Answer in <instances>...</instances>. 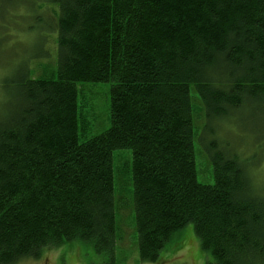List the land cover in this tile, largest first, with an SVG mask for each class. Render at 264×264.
Returning <instances> with one entry per match:
<instances>
[{
  "label": "trees",
  "instance_id": "16d2710c",
  "mask_svg": "<svg viewBox=\"0 0 264 264\" xmlns=\"http://www.w3.org/2000/svg\"><path fill=\"white\" fill-rule=\"evenodd\" d=\"M45 1L56 10L54 66L34 77L23 64L0 114V264L73 243L113 259L117 150L133 154L143 263L161 264L193 225L214 264H264V193L241 151L216 142L206 149L214 183L198 180L192 97L203 132L264 106V0ZM21 3L0 5V17ZM88 82L113 84L112 118L82 139L78 85Z\"/></svg>",
  "mask_w": 264,
  "mask_h": 264
},
{
  "label": "rangeland",
  "instance_id": "374dc122",
  "mask_svg": "<svg viewBox=\"0 0 264 264\" xmlns=\"http://www.w3.org/2000/svg\"><path fill=\"white\" fill-rule=\"evenodd\" d=\"M23 1L16 7L5 8L8 13L0 17L2 27H7H0V114L4 113L11 101L14 89L12 82L24 69L21 66L30 60L33 76L38 77L53 68L57 56V35L48 30L50 24H53L52 18H55L56 10L52 7L55 5L45 0ZM12 2L0 0V5L10 7ZM44 52L49 53V58H46ZM40 53H44L45 57L35 59ZM112 85L90 82L78 85L82 139L98 136L111 127ZM192 97L197 132L195 147L198 180L203 184L214 183L213 165L206 149L216 142L226 150L234 147L241 151L240 156L247 163L256 187L264 193V106L244 108L234 119L229 118L221 124L213 121L208 130L203 132L206 124L205 109L194 91ZM114 160L118 240L113 259L109 255H98L93 246L73 243L62 248L46 249L40 258L27 259L18 264H153L143 263L139 254L135 209L129 192L133 191L132 151L117 150L114 152ZM161 256V264H214L211 255L203 251L193 225L178 233Z\"/></svg>",
  "mask_w": 264,
  "mask_h": 264
}]
</instances>
